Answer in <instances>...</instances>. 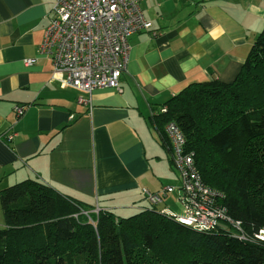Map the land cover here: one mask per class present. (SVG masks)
Returning a JSON list of instances; mask_svg holds the SVG:
<instances>
[{
  "label": "crops",
  "instance_id": "1",
  "mask_svg": "<svg viewBox=\"0 0 264 264\" xmlns=\"http://www.w3.org/2000/svg\"><path fill=\"white\" fill-rule=\"evenodd\" d=\"M52 3L0 0V189L33 178L136 212L148 205L141 188L179 186L150 123L155 108L191 82L232 81L264 26V0H142L151 27L128 36L120 89H94L90 114L77 90L50 79L52 60L37 51ZM16 104L27 105L19 117ZM170 205L182 210L176 190L163 199Z\"/></svg>",
  "mask_w": 264,
  "mask_h": 264
},
{
  "label": "trees",
  "instance_id": "2",
  "mask_svg": "<svg viewBox=\"0 0 264 264\" xmlns=\"http://www.w3.org/2000/svg\"><path fill=\"white\" fill-rule=\"evenodd\" d=\"M169 122L238 227L179 222L183 210L162 206L165 187L126 215L26 178L0 189V264H264V26L232 81L191 82L155 108L150 123L174 167Z\"/></svg>",
  "mask_w": 264,
  "mask_h": 264
},
{
  "label": "built area",
  "instance_id": "3",
  "mask_svg": "<svg viewBox=\"0 0 264 264\" xmlns=\"http://www.w3.org/2000/svg\"><path fill=\"white\" fill-rule=\"evenodd\" d=\"M142 0H53L51 16L38 53L52 60L50 79L60 87L78 91L76 102L91 113L92 92L97 88H119V78L128 55V36L151 27L142 12ZM31 65L34 59H25ZM25 108L16 104L14 113L21 116ZM166 133L173 147V165L180 184L177 189L183 213L176 219L198 230H209L218 222L233 224L224 209L214 205L213 188L203 183L191 153L185 152L184 138L174 122L167 123ZM149 203L160 202L158 193L142 189ZM172 213V212H170ZM241 237L243 235L241 234ZM257 237L264 239V229Z\"/></svg>",
  "mask_w": 264,
  "mask_h": 264
},
{
  "label": "rangeland",
  "instance_id": "4",
  "mask_svg": "<svg viewBox=\"0 0 264 264\" xmlns=\"http://www.w3.org/2000/svg\"><path fill=\"white\" fill-rule=\"evenodd\" d=\"M52 5H53V3H52ZM13 111H14V108H13ZM175 168V167H174ZM177 171V170H176ZM177 173H178V171H177ZM178 178H179V176H178ZM179 184H180V180H179ZM171 209H173V210H176V211H178V208H177V206L176 205H174V206H172V205H170L169 206ZM126 215H129V214H126ZM125 215V216H126ZM227 224V223H226ZM227 225H230V224H227Z\"/></svg>",
  "mask_w": 264,
  "mask_h": 264
}]
</instances>
